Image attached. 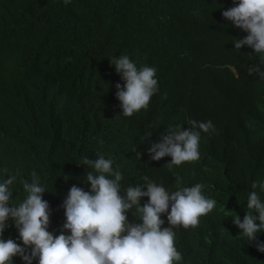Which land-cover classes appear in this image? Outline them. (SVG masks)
<instances>
[{
    "label": "trees",
    "instance_id": "16d2710c",
    "mask_svg": "<svg viewBox=\"0 0 264 264\" xmlns=\"http://www.w3.org/2000/svg\"><path fill=\"white\" fill-rule=\"evenodd\" d=\"M233 6L0 0V179L19 173L31 182L37 173L52 212L49 231L60 234L70 188H90L83 158L103 156L122 173V190L143 185V176L169 191L205 185L214 209L196 227L174 229L180 264H264V253L232 221L236 215L243 221L253 182L264 181V80L247 70L259 56L247 46L234 49L233 39L247 33L223 18ZM121 55L138 68L155 67L158 80L149 106L130 118L115 98L124 82L110 61ZM209 120L215 132L202 133L197 161L170 167L171 157L151 160L148 149L170 128ZM19 178L11 186L13 205L26 196ZM9 238L22 244L11 220Z\"/></svg>",
    "mask_w": 264,
    "mask_h": 264
},
{
    "label": "clouds",
    "instance_id": "9594fccd",
    "mask_svg": "<svg viewBox=\"0 0 264 264\" xmlns=\"http://www.w3.org/2000/svg\"><path fill=\"white\" fill-rule=\"evenodd\" d=\"M232 3L234 6L222 11V16L247 33L243 39H233L234 49L247 46L259 56V65L247 70L249 75L256 74L264 80V0ZM110 63L124 82L115 86L121 115L130 118L146 109L159 91L156 68H138L128 55ZM189 123L187 129L183 125L170 128L160 142L152 143L148 149L151 160L171 157L167 164L170 167L197 161L202 133H214L215 127L210 120ZM146 137L150 138L151 133H146ZM138 155L140 158L141 154ZM81 165L91 169L86 172L85 183L90 188H70L61 205L65 222L59 235L49 231L52 212L43 198L46 188L35 171L31 173V182L19 178V173L0 179V264H14V257H19L22 264H180L182 254L175 246L174 229L196 227L200 217L211 212L216 204L204 194L205 185L201 183L169 191L143 176V185L122 190L123 175L113 167L111 159L85 157ZM18 178L26 196L13 205L11 186ZM252 189L246 204L249 211L243 221L238 215L232 221L241 230L240 236L247 243L255 242L256 250L264 253V241L258 239L264 233V200L260 196L264 193V181L253 182ZM145 197L148 199L141 206ZM129 212L136 215L138 222L129 221ZM165 215L166 221L162 218ZM9 220L22 244L4 239ZM166 222L168 227H164Z\"/></svg>",
    "mask_w": 264,
    "mask_h": 264
}]
</instances>
